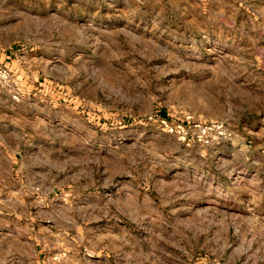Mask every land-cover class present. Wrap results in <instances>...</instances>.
<instances>
[{"label":"rangeland","instance_id":"1","mask_svg":"<svg viewBox=\"0 0 264 264\" xmlns=\"http://www.w3.org/2000/svg\"><path fill=\"white\" fill-rule=\"evenodd\" d=\"M0 67V264H264V0H0Z\"/></svg>","mask_w":264,"mask_h":264},{"label":"built area","instance_id":"2","mask_svg":"<svg viewBox=\"0 0 264 264\" xmlns=\"http://www.w3.org/2000/svg\"><path fill=\"white\" fill-rule=\"evenodd\" d=\"M7 70L0 67V83L8 78ZM158 123L179 140L190 143L211 144L215 138L232 140L231 130L220 120L205 121L191 113H184L182 117L173 120L167 117L159 118Z\"/></svg>","mask_w":264,"mask_h":264}]
</instances>
